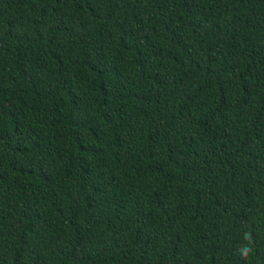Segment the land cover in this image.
<instances>
[{"label": "trees", "instance_id": "trees-1", "mask_svg": "<svg viewBox=\"0 0 264 264\" xmlns=\"http://www.w3.org/2000/svg\"><path fill=\"white\" fill-rule=\"evenodd\" d=\"M0 264H264V0H0Z\"/></svg>", "mask_w": 264, "mask_h": 264}, {"label": "clouds", "instance_id": "clouds-1", "mask_svg": "<svg viewBox=\"0 0 264 264\" xmlns=\"http://www.w3.org/2000/svg\"><path fill=\"white\" fill-rule=\"evenodd\" d=\"M244 255H247V253H245Z\"/></svg>", "mask_w": 264, "mask_h": 264}]
</instances>
